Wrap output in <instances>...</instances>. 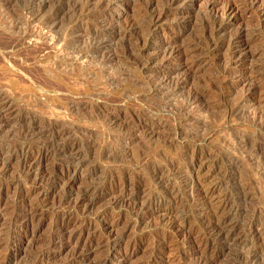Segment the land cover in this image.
Listing matches in <instances>:
<instances>
[{
	"label": "rangeland",
	"instance_id": "rangeland-1",
	"mask_svg": "<svg viewBox=\"0 0 264 264\" xmlns=\"http://www.w3.org/2000/svg\"><path fill=\"white\" fill-rule=\"evenodd\" d=\"M91 3L0 0V264H231L235 259L264 264V251L248 262L246 255L238 256L246 249L236 246L228 253L213 237L221 217H240L235 210L219 213L224 194H235L246 181L253 188L264 181L255 175L253 155L244 153L252 148L236 143L253 128L245 118L225 115L241 86L215 85L219 106L201 111L212 124L205 138L180 126L175 112L157 107L159 94L142 87L129 62L124 70L116 61L100 68L84 57L100 31L129 29L143 20L140 0H119L102 11L99 0ZM180 4L175 11H188L187 27L177 31L174 22L163 21L134 55L159 60L166 41L174 47L197 45L203 18H222L227 1ZM256 6L240 22L232 20L230 30L257 31L249 50L258 54L248 66L264 72V25L259 24L264 0ZM115 40L108 38L103 46L121 42ZM135 40L133 45L141 39ZM105 54L115 55L114 50ZM220 56L199 72L204 85L220 71ZM171 61L172 66L179 62ZM247 74L248 67H242L239 76ZM222 91L233 95L217 97ZM46 127L71 133L52 142L42 133ZM70 137L79 142V160L64 158L58 149ZM49 143L59 145L48 153ZM238 166V183H227L224 173ZM154 168L162 171L155 176Z\"/></svg>",
	"mask_w": 264,
	"mask_h": 264
},
{
	"label": "bare ground",
	"instance_id": "bare-ground-1",
	"mask_svg": "<svg viewBox=\"0 0 264 264\" xmlns=\"http://www.w3.org/2000/svg\"><path fill=\"white\" fill-rule=\"evenodd\" d=\"M57 1L60 3H64L65 1L69 0ZM92 1L93 0H85L86 3H91ZM118 1L119 0H99L97 8L101 11L106 8H112L116 6ZM225 1H227V5L224 10V16L222 18L215 17L216 15H209L210 19L207 20L203 18V20L201 21V25L199 26L201 38L199 42L197 41V45L180 44L174 47L170 41H166L163 43L164 45L161 48V52L163 53L161 59L158 60V58H155V56H148L147 58H144V60H142L133 53L137 48L143 47L147 43V40L145 43L143 39L151 35L155 27H158L163 21L174 22V24L172 25V29H175L177 31H180L183 27L186 28V25H188L187 20L189 17V13L184 9L175 11L177 9V6L181 5V0H140L139 6L141 14L138 15L143 17V20L141 19V21H136L137 24L134 27H128L129 29L114 27L112 29V32L100 31L101 33H98L97 35L91 37V39L89 38L90 42L87 47L85 46L86 48L84 57L87 58L89 63L95 64L96 62L98 64V67L100 68L106 67L109 62L116 61V63H121L118 66L122 70H124L123 67L127 65L126 62H129L130 65L133 66L135 72L140 76L142 80V87L146 88L150 92L159 94L156 101L157 107L160 109H167L169 111L175 112L179 116L180 121L178 122V124L180 126H187V128L190 127V131L194 130L197 135H200L202 137H204V135L206 134L208 135V133L212 129V124L208 121V118L203 117L201 111L210 113V111L215 108V106H219L218 104H215V101H218L215 100V85L216 88L218 87L219 89L228 88L232 90H235L237 86H241L240 90H238L237 95L235 96V103L233 104V106L225 109V115H232L233 117L236 116L237 119L242 117V120H244L243 118H245L246 121L249 122L251 128H253V131H250L251 133L249 132V134L242 137L240 136L241 138L239 139L237 138L238 140L236 143L238 145H242L243 148H252V151L247 150L244 153L253 155L250 159L253 160L252 162H256V168L254 167V169L256 170L255 175L258 178H264V96H262V93H264V72L262 70V67L260 68V66H248V62H251L254 59L255 54L257 53L249 50L251 45L250 43L257 39V36L259 34L256 30L254 31L253 29V32L251 30V34L247 33L246 30L242 28H235L233 31L230 30V24L232 20H242L244 17H246L247 14H250L256 9V3L259 0ZM210 5L214 7L213 3H210ZM249 24H252L251 26L254 25L253 23ZM259 24L264 25V21H260ZM111 37H116L115 42H119V40H121V42L119 44L115 43L114 47L103 46L105 40ZM135 39L141 40H139L140 42L138 44L135 43L136 45H133L131 42H133ZM239 44L242 47L241 49H237V46ZM225 47H227V51ZM224 48L225 53L223 51L224 55L220 56V52ZM106 50H108V52H112L114 50L115 55L110 56L105 54ZM218 55L220 56L218 62L222 63V65L220 64V71H218L217 68L218 72H216V75L215 72H212V74L214 75L212 76L211 82L209 81L207 85H204V82H201L202 79H198V77H200L199 72L204 68L205 62H207L208 64L211 63L210 60H212V62H215V57ZM171 60H177L179 62L175 66H172L173 62ZM244 66L248 67V74L245 76V78L239 76L240 69ZM109 73L112 74L111 71H109ZM132 75L130 76L132 77ZM122 76L120 75V77ZM113 77H115V75ZM112 79L113 78H111V80ZM133 79L134 78H132V80ZM205 80L207 81V78ZM134 90L135 89H133V91ZM225 91H222L223 93L217 95V97L226 99L227 97H231L233 95V93H226ZM128 92H130V90ZM215 110H217V108ZM195 113L199 114L195 115ZM42 133L48 135L50 134L49 136L47 135L48 139H50V141L52 142H56L57 139H62L64 136H68L71 133V130L65 128L61 132H50L46 127L44 128ZM71 138L72 137L68 138L67 145L62 144L63 142H60L62 145L58 149L60 150L61 155L64 158L69 160L72 157L74 160H79L82 154V152L78 150V147H80L79 142L78 140ZM226 144L228 143L226 142ZM53 145L56 144L49 143V145H47V151L45 152L50 153V147H52ZM58 145L59 143H57L56 146ZM230 146L233 145L230 144ZM251 152H253V154ZM147 167L149 168V166ZM152 171L153 172L151 174L154 173L156 176V174H160L162 170L160 168H154ZM230 171L232 172L230 174H226L223 172L225 181L229 184H235L233 183V181H237L238 178L240 179L241 177L239 176V166L237 167V170L233 168L230 169ZM261 182L262 179H260L259 183ZM125 183L126 185H128V182ZM263 183L260 186L258 185L259 188H253L250 183H247V181L240 183L238 184V191H235V194H231V191L226 192L224 194V198L221 199L220 203L217 206V210L220 211L219 213L221 214H223V211L225 212V209L235 210L238 212V215L240 217H237L236 219L231 218L229 215L226 217H221L220 221L216 223L213 228L215 230V236H213L215 237L214 240L217 243L222 242V250L227 251L228 253H230V250H232L233 247L236 246H239L238 248H241L243 250L246 249V252H239L238 256L241 257V255H246L248 257V262L249 258L254 259L261 257L260 254L264 251ZM256 185L257 184H255V186ZM133 187L135 188L137 187V185L133 184ZM206 193L207 195L209 193L211 194V190H206ZM253 247L254 249H252ZM251 250H253V252H251ZM233 261L231 262V264H240V262H235L236 259L234 262Z\"/></svg>",
	"mask_w": 264,
	"mask_h": 264
}]
</instances>
